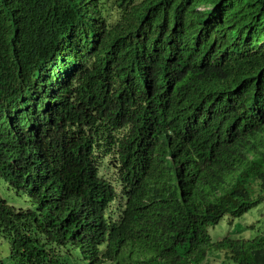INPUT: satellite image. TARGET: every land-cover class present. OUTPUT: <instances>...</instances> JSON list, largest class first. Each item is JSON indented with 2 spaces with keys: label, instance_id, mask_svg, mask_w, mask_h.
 <instances>
[{
  "label": "trees",
  "instance_id": "16d2710c",
  "mask_svg": "<svg viewBox=\"0 0 264 264\" xmlns=\"http://www.w3.org/2000/svg\"><path fill=\"white\" fill-rule=\"evenodd\" d=\"M61 40L87 53L51 122L0 128V178L30 203L0 193V264H264V234H209L264 203V0H0V89Z\"/></svg>",
  "mask_w": 264,
  "mask_h": 264
},
{
  "label": "clouds",
  "instance_id": "9594fccd",
  "mask_svg": "<svg viewBox=\"0 0 264 264\" xmlns=\"http://www.w3.org/2000/svg\"><path fill=\"white\" fill-rule=\"evenodd\" d=\"M222 2L216 3L215 7ZM210 6L211 2L209 1L197 5L194 9L197 13L207 14L212 12L215 8L214 7L211 9ZM61 12L62 11H57V16L52 15L53 18H58L59 15L62 14ZM46 14L42 18L44 27L46 28L44 32L49 36H52L53 18H48L49 16ZM59 25L61 27L60 22ZM97 33L98 32L94 34H85V43L90 45V48H93V43H95L96 40L99 41L101 38H96ZM248 33L249 30H245L244 36H247ZM62 42V40L59 41L57 47H55L52 51L47 48V51L44 52L46 57L40 56V65L36 66V68L32 71L24 69L22 70L19 68L14 72L9 73L3 82L8 84L6 86L4 85L0 89V128L9 127V129L13 130L14 133L29 135L34 131L39 132L42 127H44L45 123L51 122L53 119V113L56 110V105L61 96V92L66 88L78 71V62L81 60L79 52L83 50V43H81V41L76 42L75 46L71 49L62 47ZM70 44H72V42H70ZM261 45L264 46V41H262ZM32 50L37 51L34 49ZM32 54L34 53L32 52ZM242 99H246L247 102L245 106L239 111L236 110L237 114L236 118L234 119L235 122L243 121L248 117V114L251 111V104L247 97L245 96ZM254 181L258 182L257 180ZM252 195L254 196L256 194ZM224 220H226V223L231 231L242 226H238L237 220L233 221L232 225L228 224L227 218ZM245 227L254 228L252 225H247ZM263 234L264 232L260 235ZM242 240L251 241L249 239ZM212 255L215 256V259H219L217 254H209L208 260L205 264H208V261ZM224 257L225 259H228L226 256Z\"/></svg>",
  "mask_w": 264,
  "mask_h": 264
},
{
  "label": "rangeland",
  "instance_id": "374dc122",
  "mask_svg": "<svg viewBox=\"0 0 264 264\" xmlns=\"http://www.w3.org/2000/svg\"><path fill=\"white\" fill-rule=\"evenodd\" d=\"M250 182V191L252 194L263 193V187L256 181L251 180ZM0 193L1 195L8 200L10 204L15 206L16 208L24 207L29 205L30 203L24 198V193L20 195L16 194V192H10L7 189V184L4 183L3 179L0 178ZM247 219V225H252L254 228L245 227L244 225L238 227L235 230H232L228 227L226 220L220 223L218 226L211 228L210 233L214 242L216 240L222 239L227 235H232L237 238L242 239H254L260 234L264 232V203L259 205L255 210H253ZM10 247L9 244L4 241L0 243V260H3L6 263H9V254ZM221 258V261L215 259L214 255H212L208 261V264H235L229 259H225L224 253L216 252ZM218 258V257H217Z\"/></svg>",
  "mask_w": 264,
  "mask_h": 264
},
{
  "label": "bare ground",
  "instance_id": "6f19581e",
  "mask_svg": "<svg viewBox=\"0 0 264 264\" xmlns=\"http://www.w3.org/2000/svg\"><path fill=\"white\" fill-rule=\"evenodd\" d=\"M215 5H216V4L211 3V6H210L211 9H213V8L215 7ZM211 26H212V25H211ZM255 30H256L255 28H254V29L252 28V29H250L249 31H253V32H254ZM258 32H261V31H260V30H259V31H256V33H258Z\"/></svg>",
  "mask_w": 264,
  "mask_h": 264
},
{
  "label": "water",
  "instance_id": "95a60500",
  "mask_svg": "<svg viewBox=\"0 0 264 264\" xmlns=\"http://www.w3.org/2000/svg\"><path fill=\"white\" fill-rule=\"evenodd\" d=\"M83 51H85V53H87L86 50H82V51L79 52L80 56L83 55Z\"/></svg>",
  "mask_w": 264,
  "mask_h": 264
}]
</instances>
